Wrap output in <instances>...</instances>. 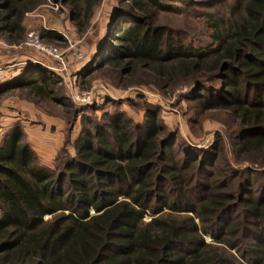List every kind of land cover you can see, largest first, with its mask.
<instances>
[{
  "label": "trees",
  "instance_id": "trees-1",
  "mask_svg": "<svg viewBox=\"0 0 264 264\" xmlns=\"http://www.w3.org/2000/svg\"><path fill=\"white\" fill-rule=\"evenodd\" d=\"M54 1L67 4L81 26L102 0ZM170 1L120 0L93 64L148 71L158 83L235 71L258 96L223 72L226 97L201 103L234 115L241 127L234 158L252 167L228 174L220 168L224 151L185 147L179 162L170 142L160 144L164 129L152 108L134 127L122 112L83 127L76 155L56 169L39 164L16 126L0 143V264H264V0H246L243 16L225 30L216 22L213 44L201 49L164 40L158 17L178 10ZM45 3L0 0V32L20 43L25 14ZM43 37L58 35L48 30ZM54 76L36 64L0 92L25 87L64 103L55 96Z\"/></svg>",
  "mask_w": 264,
  "mask_h": 264
},
{
  "label": "rangeland",
  "instance_id": "rangeland-1",
  "mask_svg": "<svg viewBox=\"0 0 264 264\" xmlns=\"http://www.w3.org/2000/svg\"><path fill=\"white\" fill-rule=\"evenodd\" d=\"M119 1L102 0L89 20L82 19L81 26L74 23L69 6L61 1L46 0L45 4L25 14L23 25L26 31L20 43L11 47L17 52H35L32 57L34 61L19 63L17 59L0 63L1 67H9L7 76L0 85L23 78L29 67L40 64L55 75L51 85L56 90L55 96L64 98V103H59L52 97L44 98L25 87L1 91L0 143L5 133L20 126L24 133L23 141L31 144L39 164L56 169L65 159L76 155L75 142L83 132V127H92L97 123L102 125L108 114L116 112L124 113L134 127L146 121L147 113L152 108L157 113L156 124L164 129L160 144L162 141L163 144L170 142L173 156L179 162L185 160L184 152L187 149L199 153L222 150L224 160L227 161L220 167L224 172L229 174L232 172L231 168L242 170L252 167L248 161L234 158L241 132L234 115L225 108L205 109L201 103L205 98L219 100L225 89V77L222 73L233 77L236 75L235 71L224 69L214 76H203L192 81L158 83L148 71L140 70L149 75L140 71L125 73L124 70L110 67L108 62L99 68V63L93 64L106 40ZM170 2L178 10L162 12L158 17V25L166 31L164 40L201 49L213 44L216 22H221V27L225 30L233 19L243 16L246 0ZM48 30L56 32L58 37H43V33ZM31 32L37 33L47 48L57 49L60 57L27 45ZM109 50L105 52L108 53ZM77 55L79 58H76ZM103 55L105 54L101 55V61ZM235 78L236 82L241 83L244 93L250 90L251 97L258 94V89L252 83H247L244 77L236 75ZM261 93L264 96V90ZM225 97L226 95L222 99ZM84 116H89L92 121L83 120ZM176 136L178 138L175 139ZM184 147L187 148L185 151L182 150ZM215 166H220L219 162ZM192 178L195 180V175ZM235 215L239 221L244 217L240 210ZM151 217L147 213L146 221ZM205 240L210 242L212 238L205 235ZM229 252L237 254L239 260L244 261L236 249L230 248Z\"/></svg>",
  "mask_w": 264,
  "mask_h": 264
},
{
  "label": "crops",
  "instance_id": "crops-1",
  "mask_svg": "<svg viewBox=\"0 0 264 264\" xmlns=\"http://www.w3.org/2000/svg\"><path fill=\"white\" fill-rule=\"evenodd\" d=\"M3 35V36H2ZM9 38V33L0 32V63H8L13 62L18 59L19 63H29L34 61L35 52H17L18 50H14L12 45L16 44V42L8 41L5 38ZM38 55V52H36Z\"/></svg>",
  "mask_w": 264,
  "mask_h": 264
},
{
  "label": "built area",
  "instance_id": "built-area-1",
  "mask_svg": "<svg viewBox=\"0 0 264 264\" xmlns=\"http://www.w3.org/2000/svg\"><path fill=\"white\" fill-rule=\"evenodd\" d=\"M27 45L29 46H33L35 47L37 50H42V51H46L51 53L52 55H54L55 57H60L59 53L57 52V49H53L51 47L47 48V46H45L39 39V35L35 32H31L28 35V40H27ZM76 58H79V56L77 55ZM9 67H1L0 66V82H2L6 76H7V71H8Z\"/></svg>",
  "mask_w": 264,
  "mask_h": 264
}]
</instances>
